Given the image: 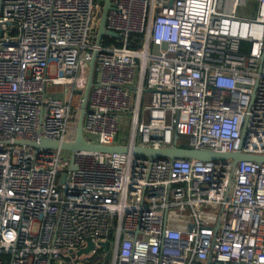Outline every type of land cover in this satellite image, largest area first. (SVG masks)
<instances>
[{
	"label": "built area",
	"instance_id": "obj_1",
	"mask_svg": "<svg viewBox=\"0 0 264 264\" xmlns=\"http://www.w3.org/2000/svg\"><path fill=\"white\" fill-rule=\"evenodd\" d=\"M104 1L0 0V264H264V162L229 192L230 160L133 150L264 155V0H111L98 40ZM93 59L83 136L128 151L16 144L75 140Z\"/></svg>",
	"mask_w": 264,
	"mask_h": 264
},
{
	"label": "water",
	"instance_id": "obj_2",
	"mask_svg": "<svg viewBox=\"0 0 264 264\" xmlns=\"http://www.w3.org/2000/svg\"><path fill=\"white\" fill-rule=\"evenodd\" d=\"M110 7H111V0H105L103 8L101 10V15H100L98 40L104 35L117 36V33L115 31L106 30V17H107V12L110 9ZM94 68H95V61L93 59L89 67L88 79H87L86 87L83 93V100H82L80 115L78 119L76 138L73 142H59L57 140H50V139H42L40 141L22 139V140H15V143L18 145H26L29 147H33L35 149L61 148V149H66L70 151L87 150V151L107 152V153L127 152L128 151L127 146L102 145V144L90 143L86 141L83 136V122H84V117L86 114L90 89L94 81V71H95ZM133 150L135 154L144 155L152 160L163 159V158H171V159L193 158V159H199V160H218L220 159L223 161L230 160L233 163V167H232V174H231V180H230V185H229V192L231 191L232 185L234 183L236 168H237V164L239 161L251 160V161H257V162H264V155H249V154L242 153L240 151L229 152V153H216V152H211V151L196 150L192 148H183V147H179L176 145L173 147L163 148V149H153V148H147V147H142V146H136L133 148ZM90 246L92 247L93 244L91 243ZM85 252H88V249H86Z\"/></svg>",
	"mask_w": 264,
	"mask_h": 264
},
{
	"label": "rangeland",
	"instance_id": "obj_3",
	"mask_svg": "<svg viewBox=\"0 0 264 264\" xmlns=\"http://www.w3.org/2000/svg\"><path fill=\"white\" fill-rule=\"evenodd\" d=\"M251 4H252V3H250V4L248 5V9H250V10L254 9V7H253ZM253 5H254V4H253ZM105 38H106V39H109L108 35H106ZM86 65H87V70H89V69H88V64H86ZM67 89H68L69 92L71 91V87L68 86ZM84 90H85V88L82 89V91L80 92V93L82 94V97H83V92H84ZM47 93H48V94H51V95H53V96L63 97V95H64V93H65V87H64V86H48V87H47ZM179 144H180L181 146H185V147L190 146V138L187 137V136H181V137L179 138ZM71 153H72V151H70V150H66V149H63V150H62V153H61V157H62V159H63L64 161L68 162L67 159L71 156ZM104 254H105L104 251H103V252H100V253L95 257V259L97 260V259L101 258L102 256L104 257Z\"/></svg>",
	"mask_w": 264,
	"mask_h": 264
}]
</instances>
